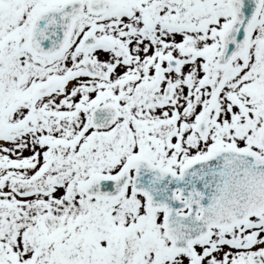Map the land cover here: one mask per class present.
<instances>
[{"label":"snow or ice","instance_id":"1","mask_svg":"<svg viewBox=\"0 0 264 264\" xmlns=\"http://www.w3.org/2000/svg\"><path fill=\"white\" fill-rule=\"evenodd\" d=\"M0 264H264V0H0Z\"/></svg>","mask_w":264,"mask_h":264}]
</instances>
